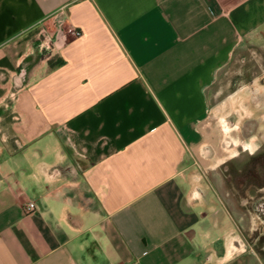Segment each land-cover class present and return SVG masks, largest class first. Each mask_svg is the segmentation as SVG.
I'll return each mask as SVG.
<instances>
[{
  "label": "crops",
  "instance_id": "crops-1",
  "mask_svg": "<svg viewBox=\"0 0 264 264\" xmlns=\"http://www.w3.org/2000/svg\"><path fill=\"white\" fill-rule=\"evenodd\" d=\"M257 48L264 0H0V264L242 254L189 158L217 73Z\"/></svg>",
  "mask_w": 264,
  "mask_h": 264
},
{
  "label": "rangeland",
  "instance_id": "rangeland-1",
  "mask_svg": "<svg viewBox=\"0 0 264 264\" xmlns=\"http://www.w3.org/2000/svg\"><path fill=\"white\" fill-rule=\"evenodd\" d=\"M260 48L255 51L240 52L217 73L209 88V107L205 121L206 137L198 152L190 153L189 158L192 163L191 171L195 170L198 173L199 182H202L201 184L206 186L210 193V200L216 204H223L224 209L230 213L242 241L247 237L245 228L248 220L244 212L238 211L235 204L226 196V190L221 182L220 164L228 160L240 166L250 158L249 152L254 151L257 142L251 139L244 143L239 137L241 125L250 116L255 113L262 123L259 128H264V49ZM253 82L255 85L251 86L250 83ZM255 93L256 99L251 105L248 97L250 95L251 98ZM238 208L243 207L238 206ZM250 222L254 223L252 217ZM241 244L243 243L235 249L236 253H240L245 248ZM248 256L242 264H264V259L258 254Z\"/></svg>",
  "mask_w": 264,
  "mask_h": 264
},
{
  "label": "flooded vegetation",
  "instance_id": "flooded-vegetation-1",
  "mask_svg": "<svg viewBox=\"0 0 264 264\" xmlns=\"http://www.w3.org/2000/svg\"><path fill=\"white\" fill-rule=\"evenodd\" d=\"M253 84L255 85L254 82L250 83L251 86ZM256 95L255 93L251 98L249 95L248 102L251 105L255 102ZM260 123V119L254 113L239 129L242 142L246 143L251 139L257 142L254 151L249 152L250 158L240 166L228 160L220 164L221 182L226 190V196L235 204L238 211L244 212V216L248 218H246L248 225L245 228L247 237L243 238L244 252L226 264H242L248 255L251 257L258 254L264 259V128H259ZM238 206L243 208L240 209ZM250 217L254 223H249ZM238 245L239 243L236 244V248Z\"/></svg>",
  "mask_w": 264,
  "mask_h": 264
},
{
  "label": "built area",
  "instance_id": "built-area-1",
  "mask_svg": "<svg viewBox=\"0 0 264 264\" xmlns=\"http://www.w3.org/2000/svg\"><path fill=\"white\" fill-rule=\"evenodd\" d=\"M76 35H78V32H75ZM25 211L27 214H32L36 211V204L32 201L27 202V204L25 205Z\"/></svg>",
  "mask_w": 264,
  "mask_h": 264
}]
</instances>
